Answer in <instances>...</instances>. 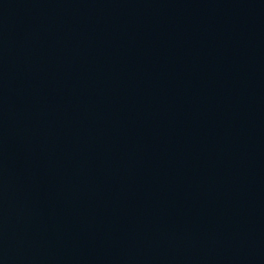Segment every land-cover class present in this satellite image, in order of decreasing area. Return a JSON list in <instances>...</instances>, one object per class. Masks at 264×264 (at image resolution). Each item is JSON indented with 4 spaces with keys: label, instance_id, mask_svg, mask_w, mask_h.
<instances>
[{
    "label": "water",
    "instance_id": "water-1",
    "mask_svg": "<svg viewBox=\"0 0 264 264\" xmlns=\"http://www.w3.org/2000/svg\"><path fill=\"white\" fill-rule=\"evenodd\" d=\"M0 264H264V0H0Z\"/></svg>",
    "mask_w": 264,
    "mask_h": 264
}]
</instances>
